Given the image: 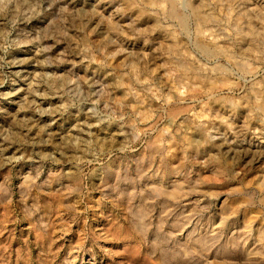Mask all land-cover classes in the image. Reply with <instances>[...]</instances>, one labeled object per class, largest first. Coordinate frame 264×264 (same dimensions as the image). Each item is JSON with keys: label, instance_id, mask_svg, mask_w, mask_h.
Returning <instances> with one entry per match:
<instances>
[{"label": "rangeland", "instance_id": "rangeland-1", "mask_svg": "<svg viewBox=\"0 0 264 264\" xmlns=\"http://www.w3.org/2000/svg\"><path fill=\"white\" fill-rule=\"evenodd\" d=\"M175 2L0 0V264H264V0Z\"/></svg>", "mask_w": 264, "mask_h": 264}, {"label": "bare ground", "instance_id": "bare-ground-1", "mask_svg": "<svg viewBox=\"0 0 264 264\" xmlns=\"http://www.w3.org/2000/svg\"><path fill=\"white\" fill-rule=\"evenodd\" d=\"M170 2H171V7H172V10H171V14H175V6H176V2H175V0H170ZM181 20V24L183 23V19L181 18L180 19ZM203 49L205 50V51H209V49H207L206 47H203ZM239 66H240V68H242V69H244V70H246L247 69V66L245 65V63H240V64H238ZM260 93H261V90H260ZM262 95V94H261ZM263 97V96H262ZM249 103V102H248ZM248 105V104H247ZM175 113V112H174ZM171 114H172V112H171ZM198 134L199 135H201L202 134V132L201 131H199L198 132ZM202 136V135H201ZM222 141V140H221ZM223 141H225V140H223ZM223 143V142H222ZM228 144V143H227ZM231 144V143H230ZM244 145V144H243ZM220 146H222V145H220ZM239 146V145H238ZM212 147V146H211ZM214 147V146H213ZM226 147H228L227 145H226ZM230 147V146H229ZM228 147V148H229ZM249 148V147H248ZM214 149V148H213ZM231 149V148H230ZM243 149V148H242ZM225 150H226V148H225ZM238 150V149H237ZM253 150V149H252ZM252 150H250V152H251V154H253L254 153V155H256V156H258L257 155V151H252ZM264 150V149H263ZM234 151V150H233ZM239 151V150H238ZM242 151V150H241ZM260 151V150H259ZM237 152V151H236ZM246 152V151H245ZM245 152H244V154H245ZM220 153V152H219ZM234 153V152H233ZM238 153V152H237ZM239 153H241V152H239ZM222 154V153H221ZM226 155V154H225ZM225 155H222V156H224L225 157ZM232 155V154H231ZM237 155V154H236ZM261 155H264L263 154V152H260V154H259V156L258 157H260ZM229 157H230V155H229ZM251 157V156H250ZM254 157V156H253ZM257 160V159H256ZM228 163V162H227ZM264 170V169H263ZM264 172V171H263ZM263 172H262V174H263ZM262 180H260L261 181V183L260 184H264V175H263V177L261 178ZM256 182H257V180H256ZM257 187V186H256ZM262 188V187H261ZM260 188V189H261ZM264 188V187H263ZM262 188V189H263ZM264 191H262V193H263ZM264 194V193H263ZM263 196V195H262ZM264 198V197H263ZM263 201V200H262ZM263 204V203H262ZM250 214V213H249ZM244 215V214H243ZM248 217V216H247ZM253 218V217H252ZM256 218V217H255ZM259 223V222H258ZM262 231V230H261ZM264 235V234H263ZM257 253H259V251L257 252ZM262 254V253H261ZM264 258V257H263Z\"/></svg>", "mask_w": 264, "mask_h": 264}]
</instances>
